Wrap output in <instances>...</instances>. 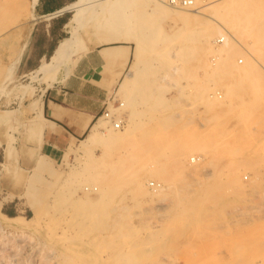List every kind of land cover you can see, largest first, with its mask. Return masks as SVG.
<instances>
[{"label": "rangeland", "instance_id": "obj_1", "mask_svg": "<svg viewBox=\"0 0 264 264\" xmlns=\"http://www.w3.org/2000/svg\"><path fill=\"white\" fill-rule=\"evenodd\" d=\"M3 1L0 264H264V0H195L199 13L137 0L115 18L109 7L91 9L79 29L87 47L71 70L91 42L131 40L129 71L139 63L152 84L132 106L122 91L129 77H120L107 102L122 128L97 118L56 167L42 157L34 171L23 161L33 149L19 140L22 123L61 81L32 72L69 35L61 25L73 10L43 14L39 1ZM220 30L243 44L233 66L222 65ZM117 32L131 39L107 43ZM249 62V76L240 73Z\"/></svg>", "mask_w": 264, "mask_h": 264}, {"label": "crops", "instance_id": "obj_2", "mask_svg": "<svg viewBox=\"0 0 264 264\" xmlns=\"http://www.w3.org/2000/svg\"><path fill=\"white\" fill-rule=\"evenodd\" d=\"M50 1L39 0L38 11L49 14L63 7H50ZM56 23H51V29L56 27ZM65 25L66 22H63L61 27ZM111 46L118 52L109 54L106 52L110 48L108 45L91 42L69 76L42 91L34 107L30 106L22 123L23 136L19 140L33 149L31 157L23 159L32 171L37 170L42 157L56 167L63 160L66 150L88 132L106 108L111 90L118 79L129 71L134 52L130 41Z\"/></svg>", "mask_w": 264, "mask_h": 264}, {"label": "bare ground", "instance_id": "obj_3", "mask_svg": "<svg viewBox=\"0 0 264 264\" xmlns=\"http://www.w3.org/2000/svg\"><path fill=\"white\" fill-rule=\"evenodd\" d=\"M39 0H20V7L23 8L24 6L27 5H31L30 7H35L36 4L38 3ZM170 1V0H169ZM195 2V0H193ZM200 1V0H199ZM205 1V0H204ZM212 1V0H211ZM233 2L231 3L232 5L235 4L240 5L241 3H243L244 1H250V0H232ZM258 1V0H255ZM136 3L137 0H75L73 2H71L70 4H67L65 6H63L62 8H60L59 10H57L55 13H59V12H63L66 10H73V14L71 15V17L68 19V21L66 22V28H67V32L69 33L68 36L63 37L58 44L56 45L53 53L51 54V56L46 59L45 61H42V63H40V65L32 72V76H39V77H43L46 80L48 79L50 82H55V81H63L65 80L69 74L71 73V63L72 61L76 58L77 55H79V53L81 51H84L87 47V41L84 42V40L82 39L81 35L79 34V29L82 28L85 24V19H87L89 17V15H91V9L93 12H96L101 8L105 9L108 8L110 9L111 12V16L112 18L114 17H119V13L120 11L125 8V4L126 3ZM151 2V1H150ZM197 2V1H196ZM5 4V2L3 0H0V6ZM14 3V2H13ZM103 3V4H102ZM200 3V2H198ZM208 3H210L209 1L203 3L204 5H207ZM169 5H171V3L169 2ZM194 6L196 5L193 4ZM202 5V4H201ZM176 6V5H174ZM193 6V7H194ZM203 6V5H202ZM181 7V6H180ZM185 8V7H182ZM196 7H194L195 9ZM15 10V9H14ZM13 12H16L14 11ZM179 11V10H178ZM182 11V10H181ZM235 10H231V14L233 15ZM2 12V11H1ZM184 12V11H183ZM196 13H199L200 10L195 9ZM182 13V12H181ZM180 13V14H181ZM16 15V13H13ZM25 14V13H24ZM110 15V14H109ZM11 16H13L11 14ZM15 17V16H13ZM12 18V17H11ZM213 18V17H212ZM215 18V17H214ZM87 21V20H86ZM197 21V20H196ZM216 21V20H215ZM26 22V21H25ZM220 26V25H219ZM232 27V26H231ZM26 28V27H25ZM221 28L223 29V27L221 26ZM252 28V27H251ZM225 29V28H224ZM255 29V28H254ZM259 30V29H258ZM32 31V30H31ZM118 31V29H117ZM129 31V30H128ZM255 32V30H254ZM253 32V33H254ZM31 33V32H30ZM130 33V32H129ZM220 36L217 38L218 41H223L224 45L222 48V51L224 52V56L223 58H221V56L219 57V59L221 58L222 60V65H225L226 67L228 66H233L232 60L233 58H235V54L237 52H240V48L241 46H243L242 42L237 40L236 37L234 36V34H232L231 32L225 31V30H220ZM252 33V34H253ZM87 35V34H85ZM130 35V34H129ZM29 36V35H28ZM125 36V37H124ZM214 36V35H213ZM248 36V35H247ZM207 37L211 38V32L207 31ZM257 37V36H256ZM87 38V37H85ZM126 40L129 38L131 39V37H126L125 33L124 35H122L121 33L117 32L115 34H113L109 39L106 40V42L108 43V41H120L122 40ZM133 38L135 39V36H133ZM205 38V37H204ZM89 39V38H88ZM94 39V38H93ZM128 39V40H129ZM253 39V36H252ZM87 40V39H86ZM131 41V40H129ZM128 41V42H129ZM90 43V42H89ZM213 43V42H212ZM119 45V44H118ZM110 48L106 49L107 53L109 54H115L118 52V50L116 48H112L111 45H108ZM250 49V48H249ZM255 49V47L253 48ZM245 50V49H244ZM252 50V49H251ZM103 51V49H102ZM244 51H242L243 54ZM241 53V52H240ZM85 55V54H84ZM87 55V54H86ZM246 53H244V57H245ZM252 56V55H251ZM218 59V60H219ZM235 60V59H234ZM76 62V61H75ZM214 63V62H213ZM248 63V61H247ZM217 64V63H216ZM210 65V64H209ZM221 65V66H222ZM137 66V71H128L127 72V76L129 77V80L127 82H125L123 84V90L125 92V96L127 98V101L129 102V104H131L132 106L135 105L137 99H139L138 95L141 92V90H145L146 88H148L151 84H152V80L147 79L146 75L143 72V67L139 66V63H136ZM249 70L246 68H239L240 73L243 74H250V71H253V66L252 64L249 62ZM73 68V67H72ZM136 68V67H135ZM175 70H177V68L175 67ZM179 71V70H178ZM175 72V71H174ZM226 72V71H225ZM221 73V72H220ZM30 75V74H29ZM28 75V76H29ZM170 75V73H166L163 78L166 79L168 76ZM172 75V74H171ZM216 75L218 76V74L216 73ZM211 76V75H209ZM232 76V75H231ZM212 77V76H211ZM208 78V77H207ZM219 78V77H218ZM254 78V75H253ZM252 78V79H253ZM249 79V78H248ZM30 80V79H29ZM234 80V79H233ZM255 80V79H254ZM34 81V80H33ZM208 81V80H207ZM251 81V80H249ZM256 82V81H255ZM212 83V82H211ZM253 83V82H252ZM251 83V84H252ZM226 84V83H225ZM234 84V83H233ZM259 84V83H256ZM20 85V84H19ZM243 85V84H242ZM25 87V86H24ZM229 87V85H228ZM257 87V86H255ZM214 89V88H213ZM227 89V88H226ZM249 89V88H248ZM232 90V89H231ZM259 90V89H258ZM263 90V89H262ZM121 91V90H120ZM254 91V90H253ZM261 92V91H259ZM116 93V92H115ZM215 93V92H214ZM122 96V95H121ZM257 96V95H256ZM259 96V95H258ZM123 97V96H122ZM259 98V97H258ZM122 99V98H121ZM261 99V98H260ZM37 101V100H36ZM35 102V101H34ZM37 103V102H36ZM125 104V103H124ZM118 107V106H117ZM120 107V106H119ZM4 110V109H3ZM6 111V110H5ZM10 111V110H9ZM33 111V110H32ZM135 112V111H134ZM133 113V112H132ZM126 119V118H125ZM96 124V123H95ZM124 124V123H123ZM132 125V124H131ZM55 127V126H54ZM113 127V126H112ZM114 128V127H113ZM125 128V127H124ZM116 129V128H114ZM121 129V128H120ZM55 130V129H54ZM106 130V129H105ZM118 130V129H116ZM56 132V131H55ZM30 136V134H29ZM106 136V135H105ZM120 137H114L110 140V141H116L119 140ZM29 141V139L27 140ZM111 142V143H112ZM187 142V141H186ZM185 142V143H186ZM177 144V143H176ZM184 146V145H183ZM187 146V145H185ZM198 156V155H197ZM128 158V157H127ZM183 159V158H182ZM190 159V158H189ZM202 159V158H201ZM120 160V159H119ZM191 160V159H190ZM197 161V160H195ZM194 161V162H195ZM204 161V160H203ZM198 162V161H197ZM40 163V162H39ZM157 163V162H156ZM186 163V162H185ZM184 163V164H185ZM123 164V163H122ZM155 164V163H154ZM153 164V165H154ZM161 164V163H160ZM200 164V162H199ZM197 165V164H196ZM138 169V168H137ZM174 169V168H173ZM136 171V170H135ZM134 171V172H135ZM133 172V173H134ZM162 172V171H161ZM149 174H152L151 171H148ZM171 173V172H170ZM180 173V172H179ZM164 174V173H163ZM173 175V174H172ZM180 175V174H179ZM177 175V176H179ZM197 175V174H196ZM140 177V176H139ZM143 177V176H142ZM150 177V176H149ZM165 177V175H164ZM149 179V178H148ZM169 179V178H168ZM172 181V180H171ZM151 183V181H150ZM170 183V182H169ZM168 184V183H167ZM187 184V183H186ZM139 185V184H138ZM166 185V184H165ZM188 185V184H187ZM107 186V185H106ZM147 186V181H146V185H144V187ZM189 186H187L188 188ZM90 188V187H89ZM97 188V187H96ZM140 189V187H139ZM138 189V191H139ZM142 189V188H141ZM155 189V188H154ZM164 184L160 183L157 188L155 189V192H160L162 190H164ZM179 189V188H178ZM95 190V189H94ZM167 190V189H166ZM146 191V189L144 190ZM143 191V192H144ZM196 214V213H195ZM10 219H16L13 217H9ZM6 219V218H5ZM19 219V218H18ZM70 233V232H69ZM64 236V235H62ZM64 238V237H63ZM69 239V238H68ZM67 238L65 240H68ZM88 239V238H87ZM72 241V240H70ZM75 241V240H74ZM83 242V241H82ZM70 243V242H69ZM73 243V242H71ZM76 243V241L74 242ZM85 243V242H84ZM83 243V244H84ZM91 247V246H90ZM73 248V247H72ZM121 248V247H120ZM94 249V248H93ZM68 250V249H67ZM72 250V249H71ZM48 251V250H47ZM90 251V249H89ZM99 251V250H98ZM94 252V251H93ZM100 252V251H99ZM120 252V251H119ZM95 253V252H94ZM101 253V252H100ZM75 254V251H74ZM73 257V256H72ZM94 257V256H93ZM96 257V256H95ZM46 258V257H45ZM98 258V257H97ZM79 259V258H78Z\"/></svg>", "mask_w": 264, "mask_h": 264}, {"label": "built area", "instance_id": "obj_4", "mask_svg": "<svg viewBox=\"0 0 264 264\" xmlns=\"http://www.w3.org/2000/svg\"><path fill=\"white\" fill-rule=\"evenodd\" d=\"M170 1L173 5H176V6L193 7V4H194L193 0H170ZM109 106L110 104L109 102H107L106 108L97 118L105 119V121L109 122V124L116 129L122 128L123 120L121 118H117V113L115 112L114 109H110Z\"/></svg>", "mask_w": 264, "mask_h": 264}]
</instances>
